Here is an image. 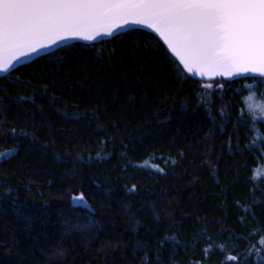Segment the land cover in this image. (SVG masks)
<instances>
[{"label": "trees", "instance_id": "trees-1", "mask_svg": "<svg viewBox=\"0 0 264 264\" xmlns=\"http://www.w3.org/2000/svg\"><path fill=\"white\" fill-rule=\"evenodd\" d=\"M60 56L13 71L20 87L0 77V119L28 131L17 144L0 134V152L17 149L0 161V264H142L145 255L151 264H190L205 243L236 235L206 261L230 264L226 255L261 247L264 154L247 148L256 133L250 116L239 118L246 89L217 90L209 115L197 106L200 85L182 82L155 46L117 38ZM149 161L164 172L140 167ZM80 192L95 209L92 224L72 204ZM200 232L196 247L180 246ZM166 235L176 240L161 245Z\"/></svg>", "mask_w": 264, "mask_h": 264}, {"label": "snow or ice", "instance_id": "snow-or-ice-1", "mask_svg": "<svg viewBox=\"0 0 264 264\" xmlns=\"http://www.w3.org/2000/svg\"><path fill=\"white\" fill-rule=\"evenodd\" d=\"M117 38L121 43L126 38L130 43H143L164 51L182 82L199 77L197 106L205 107L209 115L217 90L224 92L226 85L239 83L241 87L235 90L236 94L247 90V95L242 96L244 107L239 118L250 116L249 127L256 133L247 148L259 147L264 154V133H260L257 123L264 121V0H0L2 83L22 86L18 77L11 80V74L34 63L33 57L63 59L58 54L66 49L91 51L97 44H114ZM205 78L210 82L205 83ZM219 114L225 116L224 108L219 109ZM7 123L0 119V134L6 141L17 144L21 138H27L26 128H18L12 122L14 126L8 129ZM16 153V148L0 152V161L11 159ZM149 165L164 172V168L150 161L140 167ZM260 179L253 170V183ZM136 188L133 184L128 191L135 192ZM71 200L74 207L86 210L89 224L95 222V209L84 192L73 194ZM250 208L246 207V216L240 218L242 225L251 214ZM257 234L258 230H254L250 235ZM204 235L200 232L180 246L196 247ZM217 235L223 236L224 232ZM239 238L242 237L230 235L218 246L205 243L204 255L190 264H206L215 247L223 252ZM166 240L175 241L176 237L166 235L160 244ZM147 248V244L142 246L143 250ZM58 255L65 257V249H58ZM225 260L230 264H251V260L264 264V237L261 247H250L244 256L233 252ZM142 264H151L147 255Z\"/></svg>", "mask_w": 264, "mask_h": 264}, {"label": "water", "instance_id": "water-1", "mask_svg": "<svg viewBox=\"0 0 264 264\" xmlns=\"http://www.w3.org/2000/svg\"><path fill=\"white\" fill-rule=\"evenodd\" d=\"M35 59H36V58H35V57H33V60H35ZM26 63H27V62H26ZM0 77H3V76H0ZM199 79H200V78H199V77H197V78H196V79H194V80H196V81H197V80H199ZM205 82H210V81H208V80H207V78H205Z\"/></svg>", "mask_w": 264, "mask_h": 264}, {"label": "rangeland", "instance_id": "rangeland-1", "mask_svg": "<svg viewBox=\"0 0 264 264\" xmlns=\"http://www.w3.org/2000/svg\"><path fill=\"white\" fill-rule=\"evenodd\" d=\"M259 89V83L257 84V88H256V90H258ZM264 174V173H263Z\"/></svg>", "mask_w": 264, "mask_h": 264}]
</instances>
